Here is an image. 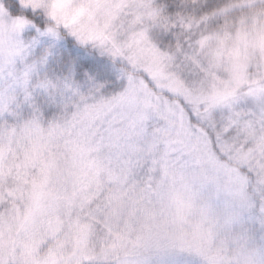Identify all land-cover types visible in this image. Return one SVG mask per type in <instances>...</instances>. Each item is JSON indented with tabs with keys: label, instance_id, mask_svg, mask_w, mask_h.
Listing matches in <instances>:
<instances>
[{
	"label": "snow or ice",
	"instance_id": "6c2138e0",
	"mask_svg": "<svg viewBox=\"0 0 264 264\" xmlns=\"http://www.w3.org/2000/svg\"><path fill=\"white\" fill-rule=\"evenodd\" d=\"M0 264H264V0H0Z\"/></svg>",
	"mask_w": 264,
	"mask_h": 264
}]
</instances>
